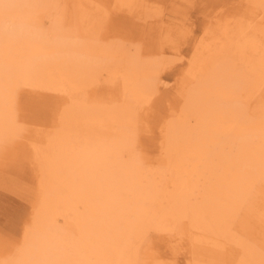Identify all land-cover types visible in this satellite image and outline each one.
<instances>
[{
    "label": "bare ground",
    "instance_id": "6f19581e",
    "mask_svg": "<svg viewBox=\"0 0 264 264\" xmlns=\"http://www.w3.org/2000/svg\"><path fill=\"white\" fill-rule=\"evenodd\" d=\"M113 1L134 16L153 8L144 52L78 37L106 17L95 0L67 4L80 30L60 32L44 23L51 0H0V167L21 160L35 181L32 209L13 236L0 232V264H159L147 252L153 231L184 264H264V0H240L226 21L208 0H158L168 13ZM186 4L204 19L154 164L137 119L159 88L152 55L173 41ZM103 80L119 90L97 94ZM23 86L46 104L33 123L18 110Z\"/></svg>",
    "mask_w": 264,
    "mask_h": 264
},
{
    "label": "rangeland",
    "instance_id": "374dc122",
    "mask_svg": "<svg viewBox=\"0 0 264 264\" xmlns=\"http://www.w3.org/2000/svg\"><path fill=\"white\" fill-rule=\"evenodd\" d=\"M95 1L101 6L106 17L99 27L83 34L79 32L78 37L90 39L98 46H111L116 42H122L127 46H136L144 52L145 46L143 44L145 43L147 32L141 33V31L147 28V21L156 19V17L152 16L153 8H148L147 11H141L134 16L133 12L124 11L113 0ZM74 2L75 0H51L49 9L45 14L44 23L57 32L80 30V21L72 15L67 17L65 12L67 4H74ZM146 2L150 6L162 8L163 11L168 13V5L166 3H161L158 0H147ZM239 2L240 0H208V10L213 11L214 17H218L220 21L230 20L237 17ZM190 5H185L182 9L183 14L177 15L178 21L171 25V38L173 41L170 39L165 40V49L152 55L162 66V71L158 76L159 88L150 101L143 103L139 110L140 115L137 119V125L140 141L138 140V143L147 152L145 157L148 161L152 160L154 164L159 163L157 161L158 155L155 152L163 117L167 113L168 108L175 104L178 99L179 89L176 87L174 77L185 73L183 61L187 60L192 53L191 44L198 33L197 21L204 19L203 13L199 12L194 5ZM143 58L148 59L149 57L143 53ZM104 63L105 60L102 61L103 65ZM163 80L169 81L168 84L163 83ZM111 83L108 80L100 81L103 87L98 89L97 94L101 95L118 91L120 85L107 86ZM25 89L27 87L23 86L18 94V110L25 117L23 122L29 123L37 119L42 106L46 104L37 99V96H32ZM246 137H249V135H246ZM224 138L227 144L232 140L238 141L243 137ZM10 143L12 144L11 141ZM7 144L8 142L2 141L0 148ZM21 163L24 162L13 159V161H7L6 165L0 167V232L5 235L6 239V234L8 236H10L9 234L12 235L8 230L11 228L14 230V226L20 224L18 223L20 222L19 217L16 216L19 214L25 215L32 209L29 200L34 196V192L31 189L35 182L33 180L34 169L30 164L24 163L21 165ZM16 220L18 224L13 225L14 222L12 221ZM17 227L19 228L18 231L22 232L21 226ZM154 234H156L155 231H153L152 240L158 243L154 247L147 249L148 255L159 264H184L183 252L178 254L176 260L163 255L162 253L166 249L164 242ZM15 236L16 238L19 237L18 234H15ZM11 243L12 241L9 242V244ZM143 251L144 246L138 251V258L141 257ZM134 262L136 263L137 260Z\"/></svg>",
    "mask_w": 264,
    "mask_h": 264
}]
</instances>
